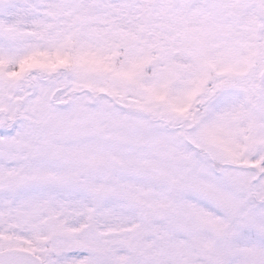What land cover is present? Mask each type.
I'll return each mask as SVG.
<instances>
[{
  "label": "snow or ice",
  "instance_id": "6c2138e0",
  "mask_svg": "<svg viewBox=\"0 0 264 264\" xmlns=\"http://www.w3.org/2000/svg\"><path fill=\"white\" fill-rule=\"evenodd\" d=\"M0 264H264V0H0Z\"/></svg>",
  "mask_w": 264,
  "mask_h": 264
}]
</instances>
